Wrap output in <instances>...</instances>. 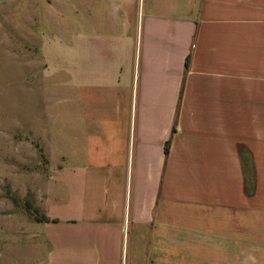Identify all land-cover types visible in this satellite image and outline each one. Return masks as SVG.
<instances>
[{
	"label": "crops",
	"instance_id": "0c3cea01",
	"mask_svg": "<svg viewBox=\"0 0 264 264\" xmlns=\"http://www.w3.org/2000/svg\"><path fill=\"white\" fill-rule=\"evenodd\" d=\"M69 2L48 221L15 260L264 264V0Z\"/></svg>",
	"mask_w": 264,
	"mask_h": 264
},
{
	"label": "rangeland",
	"instance_id": "374dc122",
	"mask_svg": "<svg viewBox=\"0 0 264 264\" xmlns=\"http://www.w3.org/2000/svg\"><path fill=\"white\" fill-rule=\"evenodd\" d=\"M74 18L69 0H0V264H19L17 221L41 214L50 140L62 134L65 29Z\"/></svg>",
	"mask_w": 264,
	"mask_h": 264
},
{
	"label": "trees",
	"instance_id": "16d2710c",
	"mask_svg": "<svg viewBox=\"0 0 264 264\" xmlns=\"http://www.w3.org/2000/svg\"><path fill=\"white\" fill-rule=\"evenodd\" d=\"M243 178H244V184H245V191L250 196L254 192V175L251 171V168L248 165H245L243 163ZM36 214V212H34ZM31 219L37 222H46L48 219L43 215V213L40 214V216H33L30 215Z\"/></svg>",
	"mask_w": 264,
	"mask_h": 264
}]
</instances>
